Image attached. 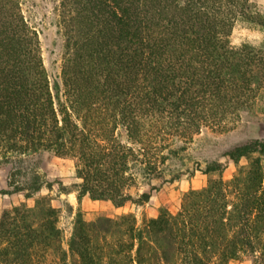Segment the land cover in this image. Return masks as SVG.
<instances>
[{
  "label": "trees",
  "instance_id": "obj_1",
  "mask_svg": "<svg viewBox=\"0 0 264 264\" xmlns=\"http://www.w3.org/2000/svg\"><path fill=\"white\" fill-rule=\"evenodd\" d=\"M60 1L65 57L50 82L21 1L0 0V156L11 164L2 193L29 198L49 186L23 166L45 151L75 160L78 203L85 194L116 207L146 203L149 180L163 178L161 165L193 133L225 126L230 109L238 117L264 92V47L230 41L232 24L251 18L248 0ZM120 122L131 145L114 140ZM169 135L179 139L163 143ZM222 154L235 164L247 159L245 174L229 184L222 166L207 162L203 172L217 177L186 192L176 212L161 207L140 224L131 212L85 220L77 209L66 247L46 195L5 207L0 264H227L253 256L264 219L256 187L264 139ZM137 175L149 191L132 196Z\"/></svg>",
  "mask_w": 264,
  "mask_h": 264
},
{
  "label": "rangeland",
  "instance_id": "obj_2",
  "mask_svg": "<svg viewBox=\"0 0 264 264\" xmlns=\"http://www.w3.org/2000/svg\"><path fill=\"white\" fill-rule=\"evenodd\" d=\"M24 18L37 33L40 56L50 82L59 80L63 60L65 57V42L61 24L59 22L60 0H20ZM250 17L244 21L232 24L230 41L234 46L246 43L250 46L249 39L254 31H264V0H248ZM264 47V44L261 45ZM224 121L225 126H201L191 135V139L184 145L176 157L166 159L161 165L163 178H152L148 202L136 204L128 200L123 206L116 207L109 200H92L87 194L83 195L80 203L77 200L78 184L81 179L76 176V162L70 155H55L52 152H41L31 155L24 161L23 166L34 167L43 173L49 186L44 185L31 197L25 198L22 192L2 193L9 190L7 186L8 174L11 164L3 161L0 156V214L5 207L20 202L28 206L34 200L46 195L51 204L59 210L58 227L62 233V244L66 247L67 239L72 230V222L77 209H80L85 220H94L98 216L116 217L122 213L131 212L140 224L143 217L154 218L161 207L170 212H176L180 207L183 195L189 190L200 189L207 185L211 178L217 177L215 173H204L208 163L216 161L221 168V178L229 183L233 177H242L245 174L248 161L241 158L238 163L224 156V148L246 139H264V92L258 93L250 108L239 112L230 109ZM114 140L121 144L131 145V140L122 126L118 123L113 131ZM177 137L169 135L163 143L176 141ZM255 156V155H254ZM131 161L132 158H128ZM263 176L257 182V188L264 198V157L261 158ZM133 167V166H132ZM134 172V169L131 170ZM22 179V178H21ZM146 179L137 175L136 183L129 189L132 196L139 191H149ZM229 186V190H232ZM261 239L254 243V255L241 254V257L227 264H264V219L257 225Z\"/></svg>",
  "mask_w": 264,
  "mask_h": 264
},
{
  "label": "clouds",
  "instance_id": "obj_3",
  "mask_svg": "<svg viewBox=\"0 0 264 264\" xmlns=\"http://www.w3.org/2000/svg\"><path fill=\"white\" fill-rule=\"evenodd\" d=\"M249 43L253 47H260L264 44V31H254L251 33Z\"/></svg>",
  "mask_w": 264,
  "mask_h": 264
}]
</instances>
